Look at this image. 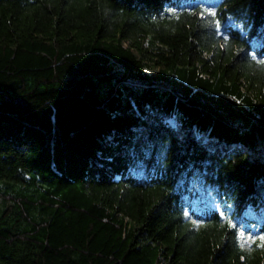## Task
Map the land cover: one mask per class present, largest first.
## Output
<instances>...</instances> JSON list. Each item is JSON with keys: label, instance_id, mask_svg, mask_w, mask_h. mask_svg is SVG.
Segmentation results:
<instances>
[{"label": "trees", "instance_id": "trees-1", "mask_svg": "<svg viewBox=\"0 0 264 264\" xmlns=\"http://www.w3.org/2000/svg\"><path fill=\"white\" fill-rule=\"evenodd\" d=\"M0 264H264V0H0Z\"/></svg>", "mask_w": 264, "mask_h": 264}, {"label": "rangeland", "instance_id": "rangeland-1", "mask_svg": "<svg viewBox=\"0 0 264 264\" xmlns=\"http://www.w3.org/2000/svg\"><path fill=\"white\" fill-rule=\"evenodd\" d=\"M215 208H219L218 205H214ZM241 237V236H240ZM249 240L242 239V244L247 245Z\"/></svg>", "mask_w": 264, "mask_h": 264}]
</instances>
